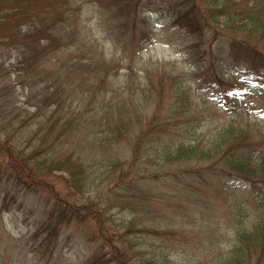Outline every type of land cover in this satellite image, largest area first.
I'll return each instance as SVG.
<instances>
[{
    "label": "rangeland",
    "instance_id": "374dc122",
    "mask_svg": "<svg viewBox=\"0 0 264 264\" xmlns=\"http://www.w3.org/2000/svg\"><path fill=\"white\" fill-rule=\"evenodd\" d=\"M30 1L38 0H26V5ZM52 1L60 8L61 0H39L40 8L52 10ZM112 1L76 0L83 11L84 40L73 43L68 38L58 50L67 66L75 65L70 75L66 70L63 74L64 97L73 93L66 104L83 113L89 105L92 84L99 85L103 92L128 89L142 93L141 113L147 118L166 94V103L175 99L172 86L176 81L182 82L192 94L190 112L201 121L192 133L195 138L208 146L225 134L228 139L224 144L231 143L255 156L257 169L251 167L248 180L240 177L242 173L230 177L225 189L229 188L219 196H215L220 190L215 179L201 185L194 181L192 185H200L199 189L173 180L158 182L156 186L150 182V199L141 202L142 212L134 215L129 209L107 208L110 185L106 178L86 192L72 190L64 171L45 176L32 188L18 184L8 175L7 154L0 151V264H219L231 255L241 233L264 225V173L259 163L264 162V89L260 88L261 83L256 88L254 82L246 79L250 72L245 63L235 62L226 51L217 49V44L230 39L229 31L222 25L225 17L219 19L224 32L216 35L210 29L200 40L201 46H197L194 35L184 25L185 0H137L119 11L122 19L114 18L116 8ZM193 1L210 11L208 0ZM245 3L246 0L240 2L241 6ZM252 3L247 0V7ZM109 5L110 9H106ZM137 10L140 16L134 22L133 11ZM178 11L182 16L179 14L176 23ZM247 21L244 19L243 23ZM106 24L111 27L110 32L102 30ZM27 28V24L22 27L23 31ZM131 28L134 31H129ZM237 34L245 36V32ZM96 44L99 46L95 52ZM1 61L7 70L17 68L13 50L0 53ZM106 67L110 69L105 71ZM71 78L76 83L68 84ZM9 82L10 78H0V85ZM149 84L153 93L149 103L144 104ZM18 91L23 100L24 95ZM82 98H86V103ZM93 106L96 104L88 109ZM30 109L34 110V106ZM134 110L139 111L133 106L129 110L132 117L136 116ZM35 115L30 116V122L43 118ZM138 123L135 118L128 128L131 136L136 134ZM55 136L56 131L52 133ZM127 147L124 140L116 145V150L124 153ZM63 200L79 207V215L59 220ZM253 259L241 264H254Z\"/></svg>",
    "mask_w": 264,
    "mask_h": 264
},
{
    "label": "trees",
    "instance_id": "16d2710c",
    "mask_svg": "<svg viewBox=\"0 0 264 264\" xmlns=\"http://www.w3.org/2000/svg\"><path fill=\"white\" fill-rule=\"evenodd\" d=\"M136 1L113 0L116 8L114 18L122 19L119 11L128 9L129 3L135 4ZM208 1L210 11H205L193 0L182 2L187 4L184 25L194 35L197 46H201L200 40L204 39L207 31L211 32L210 29L216 35L223 31L219 19L224 16L226 20L222 25L229 31L230 39L217 44V49L226 51L235 62L245 63L246 70L250 72L245 75L246 79L254 82L256 88L261 83L260 88L264 89V1L253 0L249 7L247 0L242 6L240 2L245 0H236L239 7L230 0ZM110 5L106 9H110ZM51 6L52 10L47 7L41 9L39 0L30 1L28 5L26 0H0V53L4 55L6 50H13L17 64L13 71L7 70L4 61L0 62V78L11 79V82L0 85V151L7 154L8 175L18 184L32 188L45 176L64 171L72 190L86 192L94 183H102L106 178L110 185L107 208L121 207L137 215L142 212L141 202L150 199V182L156 186L158 182L165 184L173 180L199 189L202 183L215 179L214 183L220 189L215 196H219L229 188L225 189L230 177L242 173V179H251V167L257 169L255 156L238 150L231 143L226 146L224 143L228 138L225 139V134L208 146L192 134L201 121L193 118L190 112L192 94L182 82L176 81L172 86L175 99L166 103V94L164 101L158 102L147 118L141 113L142 93L128 89L103 92L96 84L89 89L91 98L85 111L72 110L66 101L73 93L64 97L62 80L65 70L70 75L75 65L67 66L58 50L66 45L68 38L73 43L83 42V11L76 0H61L60 8L52 1ZM235 6L237 9L233 10ZM103 11L106 12L105 9ZM175 13L178 23L179 14H182L180 11ZM139 16V10L133 11L134 22ZM244 19L248 21L243 23ZM25 24L28 28L23 31ZM101 27L103 31L111 29L107 24V28ZM237 32H245V36L238 37ZM98 46L96 44L95 52ZM76 62L80 63L77 57ZM109 69L106 67L105 71ZM70 81L68 84L76 83L72 78ZM149 86L144 104L149 103L153 93L152 84ZM18 89L24 95L23 100ZM82 101L86 103L87 100L82 98ZM93 104L96 106L89 110ZM31 106H34L32 111ZM133 106L139 110L138 113L134 110L135 117L129 112ZM90 111L92 113L88 114ZM34 115L43 118L32 123ZM135 118L139 127L131 136L128 128ZM101 126L103 128H99ZM55 131L56 136L52 137ZM124 140L128 147L121 153V150H116V145ZM259 163L264 173V162ZM196 180L200 182L199 186L192 185ZM61 204L59 220L66 221L79 215L80 209L74 203L63 200ZM263 254L264 225L241 233L231 255L219 264L249 263L253 257L254 264H261Z\"/></svg>",
    "mask_w": 264,
    "mask_h": 264
}]
</instances>
